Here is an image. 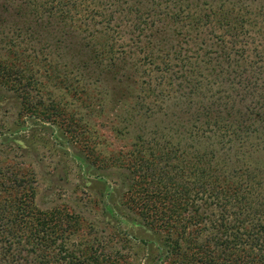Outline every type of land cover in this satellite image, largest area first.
I'll return each mask as SVG.
<instances>
[{
  "label": "trees",
  "instance_id": "1",
  "mask_svg": "<svg viewBox=\"0 0 264 264\" xmlns=\"http://www.w3.org/2000/svg\"><path fill=\"white\" fill-rule=\"evenodd\" d=\"M45 1L0 0L5 97L78 142L97 181L122 169L121 183L129 181L113 203L148 231L132 238L150 251L166 247L174 264H264V68L253 59L264 47L261 38L251 43L252 32H263L264 0ZM42 79L85 117L67 99L42 111L33 105ZM238 88L260 89L254 105H239ZM98 113L114 117L125 151H94L86 117ZM30 184L26 173L0 179V220L1 202L14 208L0 224V264H115L92 241L79 251L66 246L83 220L71 209L37 210Z\"/></svg>",
  "mask_w": 264,
  "mask_h": 264
},
{
  "label": "rangeland",
  "instance_id": "2",
  "mask_svg": "<svg viewBox=\"0 0 264 264\" xmlns=\"http://www.w3.org/2000/svg\"><path fill=\"white\" fill-rule=\"evenodd\" d=\"M44 2L50 3L45 0ZM83 12L70 10L67 16L75 17L82 15ZM56 13L60 15L59 9L56 10ZM258 25L261 26L260 30L263 29V32L260 35L259 32L258 34L252 32L254 38L251 43L258 44V39L261 38L260 42L264 47V13L259 17ZM188 48L193 51L197 49L190 46ZM253 59L264 68V48H258ZM40 81V84H35L28 98L33 102V105H39L42 111L43 105L53 99L57 101L67 99L69 103L66 104V108L73 110L76 118L85 117V108L81 105L78 106L75 99L69 101L68 97L60 95V91L51 88L44 79ZM216 81L212 85L214 96L223 99V84L219 83L217 86ZM252 91L248 94L244 89H240L239 93L235 95L236 99H242L239 103L240 106L254 105L260 89ZM7 94L10 93L0 90V179L12 176V174L26 173L31 177L30 185L34 188L33 203L37 210L50 212L51 210L56 211V209H71L77 213L83 221L71 219V221L76 220L78 228L74 234L66 238L65 245L69 248L79 251L86 246L87 242L92 241L97 251H105L114 256L115 264H174L171 258H166L169 256L166 247L156 243L157 250L154 251L151 248L150 251L148 246L142 245L138 239L132 238V235L135 234L138 238H147L150 234L135 220L119 215V209L122 207L120 206L118 209L113 200L115 202L120 199L123 192L120 186L129 181V177L126 176L121 183L122 169L113 167L109 173L110 179L104 178V180L97 181V178L88 174L92 170V164L80 151L78 142L66 140L62 131L52 124L50 125L41 112L36 114L31 107L17 110L16 102L14 103L13 98L5 97L8 96ZM17 101L19 102L18 99ZM88 116L86 120L89 122L87 127L89 131L86 135L94 144V151L99 152L102 156H108L109 151H125L127 149L126 140L114 135L116 125L114 117L109 113ZM7 129L13 131L8 132ZM28 130L32 134L29 139L25 136ZM23 135L24 137H22ZM74 153H79V156ZM86 180L90 181L87 183L88 186H86ZM99 181H102L101 186L98 184ZM109 196L112 201L109 200ZM1 203L5 217H1L0 224H3L8 220L6 218L7 209L9 208L13 213L14 208L11 209L9 206L7 208L5 202ZM210 209L207 208L206 213L215 218L214 214L217 212L210 211ZM110 210H114V214ZM105 213L109 214V216L107 215L109 219H105ZM45 220L49 224L55 222L51 216H47ZM88 224L89 227H87ZM123 233H126V236ZM122 236H125L126 240H121ZM5 237L4 234L0 235V238L4 240Z\"/></svg>",
  "mask_w": 264,
  "mask_h": 264
}]
</instances>
